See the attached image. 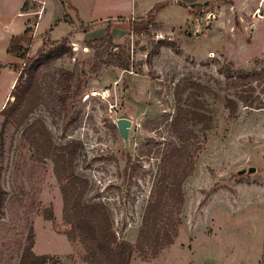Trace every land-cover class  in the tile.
<instances>
[{
    "label": "rangeland",
    "instance_id": "rangeland-1",
    "mask_svg": "<svg viewBox=\"0 0 264 264\" xmlns=\"http://www.w3.org/2000/svg\"><path fill=\"white\" fill-rule=\"evenodd\" d=\"M24 1L0 0V111L14 101L16 83L22 86L29 76L25 71L19 79L15 66L21 70L24 61L7 53L12 34H22L25 18L18 14ZM110 2H27V57L57 47L62 55L39 69L41 101L19 129L4 126L0 114V186L7 192L0 264L19 263L30 228L35 255L55 264H86L84 249L65 235L69 226L62 220L53 162L40 159L27 126L41 121L56 147L76 145L74 171L89 181L86 200L103 203L117 237L135 246L167 143L174 139L168 123L193 92L212 120L206 129L192 126L187 152L193 168L182 185L183 203L168 206L176 235L155 257L134 249L130 264H264V10L247 13L234 6L237 0H133L134 15L145 6L154 11L134 20L91 22L121 10ZM58 19L70 30L55 25ZM109 24L112 45L129 58V71L110 65L107 56L95 61ZM259 24L262 32L252 34L251 26ZM226 69L256 77L260 109L240 104L230 116L224 98L234 91L227 88ZM189 83L204 90L189 86L179 102L177 87ZM122 118L132 122L128 149L115 125ZM248 168L255 172L237 175ZM47 211L52 220L44 218Z\"/></svg>",
    "mask_w": 264,
    "mask_h": 264
},
{
    "label": "trees",
    "instance_id": "trees-1",
    "mask_svg": "<svg viewBox=\"0 0 264 264\" xmlns=\"http://www.w3.org/2000/svg\"><path fill=\"white\" fill-rule=\"evenodd\" d=\"M25 7L26 4L23 5V9ZM152 11L154 10L152 9L148 15ZM63 21L57 20L55 25ZM111 28L109 24L105 32L106 40L99 42V46H104L105 49L98 51L95 61H101L104 56H107L110 65L122 71H129V58L124 55L121 48L112 45ZM29 31V28H26L22 34L12 36L7 47L8 54L24 61L21 70L15 66L19 79L25 71L29 73L22 86L17 83L14 86L12 92L14 101L7 102L0 111V114L5 117L4 126L11 125L17 129L28 120L41 101L38 82L39 69L46 67L62 55V48L57 47L48 53L39 51L38 58H28L22 43L27 41ZM83 31L86 32V30ZM224 75L227 88L234 91V97L224 98V105L231 117L236 114L240 104L246 108L260 109L255 94L256 86L253 85L256 81L254 75H249L244 71L232 74L230 69H226ZM189 86L204 90L200 85L192 83L182 88L177 87L175 95L179 102H181L180 94L187 91ZM194 93L187 96L183 103L185 106H177L175 116L168 123L169 132L174 139H170L167 143L161 160L160 177L153 188L152 199L148 202L144 212L135 246L117 237L109 210L103 203L86 200L90 185L87 179L75 174L76 145L67 144L56 147L41 121H35L25 128L26 132L35 136L32 141L33 148L40 159L50 158L53 162V173L59 184L63 202L62 220L69 226L65 235L69 241L79 243L84 249L82 257L84 263L130 264L134 249L144 255L149 254L155 257L165 246L173 243L176 224L174 213L168 209V206L178 208V205L183 203L182 185L193 168L192 158L187 152L190 139L194 136L192 126L201 124L202 128L206 129L210 127L212 120L204 102L198 100ZM6 195L7 192L0 186V220L4 215ZM44 218L52 220L53 214L47 211ZM33 245L34 233L30 228L18 264H51L50 261L55 264L49 256L35 255L32 250Z\"/></svg>",
    "mask_w": 264,
    "mask_h": 264
},
{
    "label": "crops",
    "instance_id": "crops-1",
    "mask_svg": "<svg viewBox=\"0 0 264 264\" xmlns=\"http://www.w3.org/2000/svg\"><path fill=\"white\" fill-rule=\"evenodd\" d=\"M34 2V3H37L38 5H41L39 2H40V0H26V1H24L23 2V5L24 4H26V7H25V9H23V7H20V9H21V11H23V13H19L18 15H23L24 16V18H25V21H24V24H23V27H22V32L21 33H23L24 32V30L26 29V28H28V18H26V17H28L27 15H29L31 12H32V10H28L27 9V2ZM228 1H230V2H233L234 0H228ZM96 3V2H95ZM104 4H105V2H103ZM110 4H112V6L113 7H115V5L116 6H121V10H119V12L118 13H114V9H112V10H110V13L112 14V15H110V16H107V18H98V19H93L91 22H109V21H113L114 19H117V18H119V17H124V18H126L127 20H134L133 19V17H145L146 15H148V13L151 11V6H145V7H143L144 8V11L140 14V15H138V16H136V15H134L133 14V12H132V7H133V0H111V2H110ZM243 6L244 8H248V10H247V13H249V11H250V13H252L251 12V9L250 8H252V7H255V8H257V9H260V10H264V0H237V2H235L234 3V6ZM42 6V5H41ZM72 7V6H71ZM42 8V7H41ZM73 9H75L77 12H78V10L75 8V6H73L72 7V10ZM157 15V14H156ZM39 19V18H38ZM122 19V18H121ZM59 20V19H58ZM257 23H260L259 22V20H257ZM161 24V23H160ZM36 25H37V22H36ZM36 25H34V26H32V28H33V33L32 34H34L35 33V29H36ZM62 25H66V26H68V28H69V30H70V26H69V24L68 23H66V22H60L59 24H58V26H62ZM57 26V27H58ZM57 27H55L54 28V30L57 28ZM259 27H261L260 26V24L259 25H253V26H251V29H253V32H252V34H255V31H257V32H262V30H260L259 29ZM5 28H7L6 27V25H5ZM115 28V27H114ZM163 28V27H162ZM262 29V28H261ZM54 30H52V32L50 33V34H52V33H54ZM69 32V31H68ZM87 34V33H86ZM258 34V33H257ZM261 34V33H260ZM13 36H15L14 34H12Z\"/></svg>",
    "mask_w": 264,
    "mask_h": 264
},
{
    "label": "water",
    "instance_id": "water-1",
    "mask_svg": "<svg viewBox=\"0 0 264 264\" xmlns=\"http://www.w3.org/2000/svg\"><path fill=\"white\" fill-rule=\"evenodd\" d=\"M132 122L128 119H118L115 123L116 128L119 132V135L124 143V146L126 149H128L129 147V134H130V126H131ZM255 172L254 168H248V170H241L237 173L238 176H242L245 173L246 174H252Z\"/></svg>",
    "mask_w": 264,
    "mask_h": 264
}]
</instances>
